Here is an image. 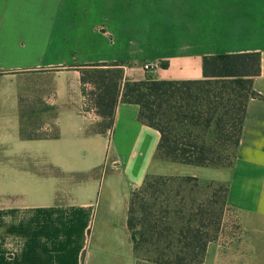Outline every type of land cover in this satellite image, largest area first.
Returning a JSON list of instances; mask_svg holds the SVG:
<instances>
[{
  "label": "crops",
  "instance_id": "crops-1",
  "mask_svg": "<svg viewBox=\"0 0 264 264\" xmlns=\"http://www.w3.org/2000/svg\"><path fill=\"white\" fill-rule=\"evenodd\" d=\"M147 1L159 21L138 38L133 0H0V264H136L131 196L175 163L157 156L159 131L122 92L106 125L87 68H120L121 85L191 81L205 56L256 52L259 97L227 193L243 233L207 264H264V0Z\"/></svg>",
  "mask_w": 264,
  "mask_h": 264
},
{
  "label": "trees",
  "instance_id": "trees-1",
  "mask_svg": "<svg viewBox=\"0 0 264 264\" xmlns=\"http://www.w3.org/2000/svg\"><path fill=\"white\" fill-rule=\"evenodd\" d=\"M93 66V69L87 68L83 72L82 80L96 87L97 113L105 118L106 125L112 126L116 104L122 92L124 103L139 106V120L159 131L161 139L157 156L193 167L218 166L217 149L227 142L231 146L239 145L248 101L259 97L253 90V80L260 76L261 71V55L257 52L205 56L203 79L191 81L148 77L144 81H126L121 85L122 69L108 64ZM208 132L216 136L211 144H206L201 137V134ZM155 180L171 181L172 178L149 176L138 190L146 194ZM193 180L196 178L186 177L181 181ZM138 190L131 196L127 222L135 255L140 252L143 242L149 244L153 238L163 242L165 232L172 231L170 223L160 219L152 208L150 210L141 202L135 206L138 203L135 201ZM176 231L178 264L187 258L193 262V247L197 248V254L202 255L203 259L208 240L193 236V220Z\"/></svg>",
  "mask_w": 264,
  "mask_h": 264
},
{
  "label": "rangeland",
  "instance_id": "rangeland-1",
  "mask_svg": "<svg viewBox=\"0 0 264 264\" xmlns=\"http://www.w3.org/2000/svg\"><path fill=\"white\" fill-rule=\"evenodd\" d=\"M147 2V0H133V12H128L135 27V37L138 38L142 34L138 29H141L144 24L157 26L159 21L156 12L153 14L152 10L144 8ZM167 20L166 17H162L161 22L164 27ZM201 137L206 144H211L216 139L211 132L201 134ZM242 155L243 150H241L240 143L235 147L227 142L222 148L217 149L216 158L220 163L218 166L193 167V165L175 163L167 170L170 175H164L165 178L171 177V181H153L146 194L139 191V188V195L135 200L138 203H135V206H139L141 202L146 205L145 207H150V210L152 208L160 219L170 223L172 231L165 232L166 238L163 242H158L154 238L149 244L143 242L140 252L135 256L136 264H178L176 255L179 247L176 230L189 220H193V236L198 235L208 240V245L203 259H201L202 255L197 254V248L193 247V262L187 258L184 262L180 261V264H207L209 262L207 259H211L213 249L214 252L219 246L222 249L231 239L243 233L239 223L241 215L239 216L227 205L229 178L236 160ZM166 162L172 163L167 160ZM186 177H193L196 180L181 181ZM191 209L193 211L190 212ZM158 217L156 219H159ZM257 243L261 248L264 247V240L258 239ZM251 259L254 260V257Z\"/></svg>",
  "mask_w": 264,
  "mask_h": 264
},
{
  "label": "built area",
  "instance_id": "built-area-1",
  "mask_svg": "<svg viewBox=\"0 0 264 264\" xmlns=\"http://www.w3.org/2000/svg\"><path fill=\"white\" fill-rule=\"evenodd\" d=\"M160 67V63L158 61L148 62L142 66L143 70L149 73L154 72Z\"/></svg>",
  "mask_w": 264,
  "mask_h": 264
}]
</instances>
